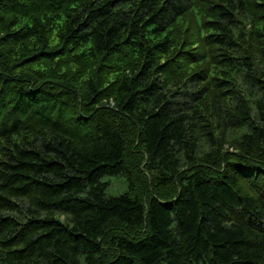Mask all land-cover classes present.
Returning a JSON list of instances; mask_svg holds the SVG:
<instances>
[{
    "label": "trees",
    "instance_id": "obj_1",
    "mask_svg": "<svg viewBox=\"0 0 264 264\" xmlns=\"http://www.w3.org/2000/svg\"><path fill=\"white\" fill-rule=\"evenodd\" d=\"M0 264H264V0H0Z\"/></svg>",
    "mask_w": 264,
    "mask_h": 264
},
{
    "label": "rangeland",
    "instance_id": "obj_2",
    "mask_svg": "<svg viewBox=\"0 0 264 264\" xmlns=\"http://www.w3.org/2000/svg\"><path fill=\"white\" fill-rule=\"evenodd\" d=\"M103 180L107 182L105 189L107 195H118L128 189V182L124 176H104Z\"/></svg>",
    "mask_w": 264,
    "mask_h": 264
}]
</instances>
